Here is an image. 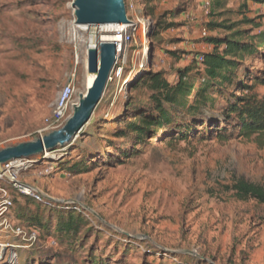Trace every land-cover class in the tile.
I'll list each match as a JSON object with an SVG mask.
<instances>
[{"label":"rangeland","instance_id":"374dc122","mask_svg":"<svg viewBox=\"0 0 264 264\" xmlns=\"http://www.w3.org/2000/svg\"><path fill=\"white\" fill-rule=\"evenodd\" d=\"M124 2L134 3L140 11L134 17L148 16L150 7L144 0ZM240 2L229 3L226 10L235 12ZM72 3L0 0V150L34 141L64 125L55 129L49 121L59 92L73 74L75 92L67 118L86 93L89 38L98 35L102 27L78 29ZM181 5L186 9L182 21L185 28L179 29L178 35L182 37L183 33L187 44L194 45L198 52L211 51L204 39H191L193 31L199 37L209 20L204 15L195 28V21H191L198 6L195 0H162L152 6L162 13ZM149 17L152 28L156 19ZM226 17L240 20L231 13ZM258 17L262 27L254 29L253 35L264 30V5L249 3L246 18ZM173 34L164 33L163 37L170 39ZM143 43L141 31L135 32L121 78L107 86L80 134L48 156L24 160L15 174L19 182L39 189L56 203L74 202L85 211L93 227L91 233L85 228L80 231L73 253H69L68 244L52 236L58 247L43 251L41 256L47 259L46 264H91L88 260L92 255L102 264H175L184 256L192 258L186 259L190 264H264V207L253 201L239 202L232 191L225 189L235 180L264 189V139L197 140L196 132L203 131L197 126L188 142L171 143L175 132H164L120 163L112 159V149L108 150L110 155L101 158L108 140L118 131L116 122L124 118L127 84L134 80L136 71L152 65L154 70L164 69L173 77L172 71L179 67L157 51L151 61ZM246 64L249 74L262 76L264 57H248ZM237 78L243 79L244 73H235L234 81ZM256 92L263 96L264 87ZM112 141L116 145L121 142ZM76 148L89 152L97 149L89 171L62 173L56 163L64 158L71 163L79 160L80 151H73ZM126 148L130 150L132 145ZM15 223L9 212L0 217V241L9 245L0 251V264H18L19 257L27 254L28 248L19 247V239L10 235Z\"/></svg>","mask_w":264,"mask_h":264},{"label":"trees","instance_id":"16d2710c","mask_svg":"<svg viewBox=\"0 0 264 264\" xmlns=\"http://www.w3.org/2000/svg\"><path fill=\"white\" fill-rule=\"evenodd\" d=\"M208 1L209 20L204 24L208 36L203 41L212 49L197 52L186 50L187 42L183 33L182 37L177 33L179 29L185 28L182 22L186 14L184 5L158 13L152 5L160 4L162 0H144V4L150 7L146 17L156 19L149 31L147 55L152 61L157 51L179 67L172 71L173 77L164 69L154 70L152 65L136 71L138 74L134 80L127 84L124 118L116 122L118 131L108 140V148L102 159L110 155L112 149V159L120 163L129 155L138 153L139 148L148 145L149 139L164 132H175L170 138L171 143L188 142L193 137L191 133L197 131V126L203 127V131L196 132L197 137L194 139L197 140L212 137L220 142L234 137L264 139V95L256 92L258 87H264V72L260 77L249 74L250 66L246 64L248 57L252 60L264 57V30L253 35L254 29L262 27L258 22L260 17L246 18L248 4L264 5V0H239L241 2L235 12L226 10V7L236 0ZM230 13L240 17V20L227 18ZM247 26L251 28H243ZM164 33L174 34L170 39H165ZM209 33L215 35L210 36ZM199 58L202 60L199 61ZM240 71L244 73V78L234 81L235 73ZM112 139H120L121 142L116 145ZM129 145L132 148L126 150ZM96 150L73 149L80 151V159L71 163L64 158L56 166L62 173H87ZM0 187L12 199L9 210L12 219L25 231L36 233V241L29 246L25 256L19 257L18 264H46L47 259L41 256L43 251L58 247L52 236L58 238L61 244H68L69 253H73L72 246L78 245L80 231L85 228L86 233H91L93 230L88 215L85 216V211L79 207L74 209L75 206L71 204L36 202L20 194L7 180H1ZM225 189L232 191L239 202L253 201L264 207V189L257 184L235 180L230 188ZM183 259L174 262L190 264L189 260H192L189 256ZM88 261L102 264L93 255ZM191 264L201 263L194 261Z\"/></svg>","mask_w":264,"mask_h":264},{"label":"water","instance_id":"95a60500","mask_svg":"<svg viewBox=\"0 0 264 264\" xmlns=\"http://www.w3.org/2000/svg\"><path fill=\"white\" fill-rule=\"evenodd\" d=\"M74 24L82 27L119 26L128 25L124 0H73ZM117 44L115 41L101 42L87 50V74L93 76L91 85L86 93L79 97L78 103L73 106L72 115L64 125L53 132L37 138L34 141L21 143L0 150V174H4L3 167L15 160H26L36 156H48L57 149L65 148L70 144L82 129L90 122L92 116L102 100L108 85V79L117 60ZM7 178V177H6ZM20 188L35 191L49 201L39 189L30 185L12 180ZM74 204V202H64Z\"/></svg>","mask_w":264,"mask_h":264},{"label":"built area","instance_id":"2783aa9c","mask_svg":"<svg viewBox=\"0 0 264 264\" xmlns=\"http://www.w3.org/2000/svg\"><path fill=\"white\" fill-rule=\"evenodd\" d=\"M125 5H126V16L127 19L130 21V24L124 25L125 28H121L120 30L121 32L119 34L122 36L121 42L115 41L117 44V51H116L117 60L109 76L108 85L113 81L121 78L123 67L125 65V58H126L125 56L127 53L128 45H130L134 41L135 32L141 31L144 39L143 48L145 51H147L149 48L148 47L149 31L152 26L151 19L148 17L145 18L134 17L135 12L137 13L140 12L136 8L135 4L132 2H128V4L126 3ZM202 7H203V13L206 16L208 14L209 1L203 0ZM128 13H130L131 17L128 15ZM207 36H208L207 30L205 28H202L199 38L204 39ZM118 45H120V48ZM201 60L202 59L199 58V61ZM74 78L75 75L73 74L58 94V98L55 104V111L51 120L49 121V126L55 129L61 127L65 122V120H67L68 107L75 92ZM23 162L24 160H15L5 165L3 167L4 174H0V181L7 180L11 182L12 186L20 194L31 197L36 202H44L46 204L54 203L45 200L41 194L35 191L20 188L17 185L13 184L12 180H17L15 174L23 166ZM73 206H75L74 209H77V205H73ZM11 207H12L11 197L8 196L7 191L5 189L0 187V217L7 214ZM10 235L12 237H16L17 239H19V244H18L20 245L19 247L29 248V246L36 241V233L25 231L22 227H20L16 223L12 226L10 230Z\"/></svg>","mask_w":264,"mask_h":264},{"label":"bare ground","instance_id":"6f19581e","mask_svg":"<svg viewBox=\"0 0 264 264\" xmlns=\"http://www.w3.org/2000/svg\"><path fill=\"white\" fill-rule=\"evenodd\" d=\"M78 29L80 30H85V27L82 26H76ZM97 27H102V30L100 31V33L96 36L91 35L89 38V46L90 47H95L97 46L99 43L101 42H106V41H117V42H121L122 40V36L119 35L120 34V30L121 28H125L124 25H119V26H111V25H107V26H97ZM120 48V45H118ZM147 51H145V53H147ZM89 83L87 88L91 85V82L93 80V76H89ZM9 247L8 244L3 243L2 241H0V250H5Z\"/></svg>","mask_w":264,"mask_h":264},{"label":"crops","instance_id":"0c3cea01","mask_svg":"<svg viewBox=\"0 0 264 264\" xmlns=\"http://www.w3.org/2000/svg\"><path fill=\"white\" fill-rule=\"evenodd\" d=\"M195 2L198 3V6H196L197 7L196 10L192 14V18L193 19L191 21H193V20L195 21L194 25H195V28H197L199 26V24H200L199 20L203 19V17H204V13H203V10H202V6H203L202 0H195ZM196 35H197V32L193 31L191 39L192 40L198 39L199 37L196 36ZM207 48H208V46H207ZM186 50H188V51H197L198 52V50H194V45H192V44H187Z\"/></svg>","mask_w":264,"mask_h":264}]
</instances>
